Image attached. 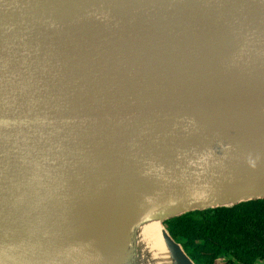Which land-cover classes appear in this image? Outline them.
Masks as SVG:
<instances>
[{
  "label": "water",
  "instance_id": "1",
  "mask_svg": "<svg viewBox=\"0 0 264 264\" xmlns=\"http://www.w3.org/2000/svg\"><path fill=\"white\" fill-rule=\"evenodd\" d=\"M264 199V0H0V264H196L165 222Z\"/></svg>",
  "mask_w": 264,
  "mask_h": 264
},
{
  "label": "trees",
  "instance_id": "2",
  "mask_svg": "<svg viewBox=\"0 0 264 264\" xmlns=\"http://www.w3.org/2000/svg\"><path fill=\"white\" fill-rule=\"evenodd\" d=\"M164 224L196 264L220 258L224 264L264 262V199L195 211Z\"/></svg>",
  "mask_w": 264,
  "mask_h": 264
},
{
  "label": "flooded vegetation",
  "instance_id": "3",
  "mask_svg": "<svg viewBox=\"0 0 264 264\" xmlns=\"http://www.w3.org/2000/svg\"><path fill=\"white\" fill-rule=\"evenodd\" d=\"M225 263V259L220 258L218 259V261L216 262V264H224Z\"/></svg>",
  "mask_w": 264,
  "mask_h": 264
},
{
  "label": "rangeland",
  "instance_id": "4",
  "mask_svg": "<svg viewBox=\"0 0 264 264\" xmlns=\"http://www.w3.org/2000/svg\"><path fill=\"white\" fill-rule=\"evenodd\" d=\"M255 264H264L263 261L258 260Z\"/></svg>",
  "mask_w": 264,
  "mask_h": 264
}]
</instances>
